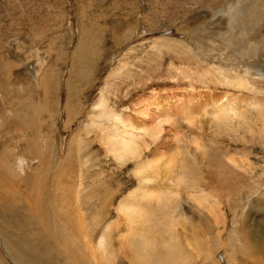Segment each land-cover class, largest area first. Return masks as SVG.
Returning <instances> with one entry per match:
<instances>
[{
	"label": "rangeland",
	"instance_id": "obj_1",
	"mask_svg": "<svg viewBox=\"0 0 264 264\" xmlns=\"http://www.w3.org/2000/svg\"><path fill=\"white\" fill-rule=\"evenodd\" d=\"M262 1L0 0V184L23 197L32 188L25 179L45 188V226L64 167L61 180L78 192L69 211L79 210L100 240L104 223L122 217L120 204L131 197L157 219L167 215L183 242L210 235L213 260L191 250L183 264H228L225 251L240 243L234 217H253L245 220L250 232L264 218L251 210L264 197ZM238 73L252 87L233 85ZM102 97V110L123 123L96 118L100 129L86 128ZM113 134L131 136L138 154L113 151L103 139ZM255 182L262 196L242 201ZM15 198H0V264H65L53 235L26 214L29 199L12 205ZM147 225L157 226L153 219ZM116 234L106 242L118 252Z\"/></svg>",
	"mask_w": 264,
	"mask_h": 264
},
{
	"label": "bare ground",
	"instance_id": "obj_2",
	"mask_svg": "<svg viewBox=\"0 0 264 264\" xmlns=\"http://www.w3.org/2000/svg\"><path fill=\"white\" fill-rule=\"evenodd\" d=\"M261 5L262 7L260 6L258 10L264 9V0L261 2ZM254 10L255 9H252L249 13H251ZM217 76L221 78V77H224V74L222 72H218ZM245 76H246V73L244 74L243 77ZM225 79L227 78H224V81ZM233 80H234L233 85H235L236 87L237 86L238 87L241 86L244 88L252 87L249 81H243L242 83H240L239 73H238V77L235 76ZM245 90H249V89H245ZM104 103H105V100L102 97L99 100H97L96 103L93 105L92 112L88 116L89 124L85 126L86 128L100 129V125L95 124L96 118H98L101 121H103L104 119L108 121L114 120L116 124L123 123L121 122V117L119 115H114L115 113L113 114L112 112H108V111H106L108 112L106 113L104 109L102 110ZM256 107H258V105H256ZM260 108L261 107H259L258 109ZM117 136H114L113 134V136L108 137V139H106L105 136H103V139L105 141L108 140L107 145H109L113 151L119 153L121 157H124V158L125 157L132 158L133 156L135 157V155H137L138 153L136 149V142L132 140V137L129 135H126V137L118 138ZM62 168L60 169V173L55 176L54 183L51 187L53 195L56 199L54 201V209L52 208V212H53L52 217L50 218L47 217V222L45 226L42 225V221L43 219L45 220V218L44 216H41L40 214V203L42 200L41 196H43L42 194H44V192L47 191L45 188L36 189L33 183L30 184V182H28V180L25 179V182L24 183L22 182V183L25 184L27 188L30 189L31 186L32 188L28 191L29 195L27 197H23L19 193L17 194L15 192H11L13 189H10L8 186L0 184L1 185L0 186V198L3 197L4 195H8L11 197H16V198L22 197L24 199L25 198L29 199L28 203L30 205V209L26 214L33 215V217L37 221V227L39 231L44 233L47 238H50L53 235L51 238L54 241L55 248H57L53 252L56 254L61 253V255L65 259V264H98V262H100L101 260L104 261V264H120V263L125 264L123 263L124 261L125 262L129 261L128 259L129 257H127L124 254V251L126 249H128L132 258L135 259V261H137V263H134V264H183V262H185L187 259H190V260L192 259L191 250L201 251V253L204 255V259L206 262H210L211 260H213L212 255L210 253L212 252L213 254L214 252L210 248L208 249V246H207L208 245L207 242L210 238V235H206L205 237H203L204 238L203 240L201 238L200 241L202 240V242L196 241L197 240L196 238L193 240H190L189 242H185V239H184V242H183L178 237V232L176 230V227L174 226V223L171 221L169 217L167 218V215L164 214L163 217L157 219L155 216H153L152 213L150 212L146 213V209L144 207L142 208L141 204L137 206L136 202L133 199H131V197L127 201H124L120 204L119 212L123 214L122 217L117 215L116 222L114 221V223H112L113 222L112 221L111 224L110 222L104 223V224H107V226L105 230L101 232L102 239L100 240L99 239L100 237L98 238L95 236L96 235L95 228L88 230L89 225L85 222L84 217L80 216L79 210H76L75 212L76 214L74 216H73L74 213H70L69 204H68L69 197L71 194L74 197L75 195L78 196V192L73 194L71 192V188L74 186L71 187L70 184L66 185L61 180L60 177L64 174L63 171L66 170ZM8 181L13 182L12 177L9 178ZM259 183L260 182H255L253 186H249V188L251 189L247 190L246 197L243 196L244 198L243 199L241 198V200L245 202L247 199H249L248 197H251V196L254 197V195L258 194V191H262L261 189L262 184H259ZM80 184L81 182L79 183V185ZM258 184H259V187H258ZM258 195L259 197L262 196V192L261 194H258ZM263 195H264V191H263ZM16 198L13 202L10 201L12 205H17L18 202L16 203ZM263 198L255 199V201H253L255 205H252L253 203H251L252 205L251 210L256 211V213H259L260 215L264 214V211H262L264 210ZM165 202H168V201L165 200ZM198 202L201 203V200ZM200 203H198V207H200L201 205ZM11 204L8 206L9 208H11ZM210 207L211 205H209V207L206 208V212L208 213L207 218L212 215V211L210 210ZM243 209L245 211L246 208H242V212H243ZM147 210L149 211L148 208ZM149 216L151 217L150 219H148ZM251 218L253 219V217ZM251 218H250V215L248 214H245V217L243 218V220L240 219V221L234 217L233 221L240 225V227H238L234 232V235H237L240 238V243H239V246L237 247L231 245L230 252L225 251V256L227 258L226 260L228 264H229V261L234 262V264H246V263L264 264V218H262L261 220L257 222V227H258L257 231L250 232V229L247 226L248 225L247 221L245 220H249V219L252 220ZM138 219L142 220V224L145 227L142 228L139 225L137 226L135 225L137 224L135 223V220H138ZM152 219L157 224V226H154L153 228L150 229L148 228L147 224L150 223ZM138 222L141 224L140 220H138ZM126 223L130 224V229H128L129 232H126V230L125 231L123 230ZM253 226L256 227V224L254 223ZM19 229H23V228L20 226ZM142 230L145 231V233L142 232L140 234V231ZM258 230H263V232H258ZM113 233H118L116 234L118 235L117 236V239H118L117 246L119 249L118 252L113 251V249H115V245H116L115 243H113L114 245L112 244L113 246H110L109 243L106 242V238L113 239L112 238ZM37 235H38L37 233H32L30 234L29 237L33 238ZM186 237L189 238L188 236ZM228 242H231V240L229 239ZM28 245H30L34 251L37 249L36 242L34 240H29L27 242V245L25 246H28ZM204 245H206V247ZM90 250H92V254L89 256ZM94 251H98V254L93 253ZM239 254H240V258L237 260H239L240 262L238 263L237 261L235 263L236 258L238 257ZM116 257H119L118 260L123 261V262L117 261ZM50 258H51L50 255L46 257V259H50ZM18 259L23 261V257L21 258L19 255H18ZM24 259L26 262L29 263L26 255ZM32 264H34L33 261H32ZM44 264H47V262H44ZM129 264H131V257H130Z\"/></svg>",
	"mask_w": 264,
	"mask_h": 264
}]
</instances>
